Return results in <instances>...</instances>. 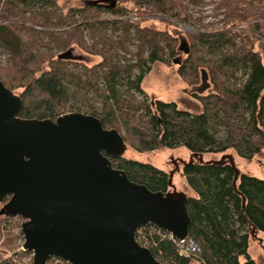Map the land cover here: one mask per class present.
<instances>
[{
	"label": "trees",
	"instance_id": "trees-1",
	"mask_svg": "<svg viewBox=\"0 0 264 264\" xmlns=\"http://www.w3.org/2000/svg\"><path fill=\"white\" fill-rule=\"evenodd\" d=\"M57 1L0 0V47L9 54L10 61L8 66L0 65V78L13 91L23 89L19 94L23 99L20 116L55 119L66 111L82 112L98 117L106 128L118 129L126 143L129 141L137 151L182 145L191 153L202 154L204 162L195 159L183 165L182 170L193 191L187 201L191 216L189 238L199 248L198 252L191 256L182 254L170 235L152 224L143 227L141 243L162 264H191L193 260L201 264H257L249 246L252 230L264 240V178L242 171L236 177V169L228 159L223 164L206 163L205 159L206 155H225L231 150L250 161L264 149V59L255 50L254 42L239 45L235 32L226 29L192 34L198 52H189L178 72L194 83L199 69L205 67L212 80L205 91L192 92L201 104L199 112H192L180 109L176 102L152 101L143 87L154 63L168 64L173 60L177 53L176 38L168 32L141 27L137 18L127 15L126 8L110 9L101 5L100 0H85L82 8L70 10L65 20L61 17L60 22H55L53 7ZM123 1L134 2L150 15H165L170 10L167 0ZM101 11L115 14V18L84 24L86 29L90 27L94 38L89 43L83 23L76 24L80 19L77 15L88 20L90 12ZM230 13L236 25L246 21V15L236 6L230 8ZM27 22L37 23L45 31L53 26L60 28L46 32L49 40L45 41L48 38ZM109 24L122 26L126 42L134 38L139 41L136 52L120 43L128 54L132 52V60L126 54L120 57L110 52L113 40L102 31ZM263 29L256 26V34L249 33L250 37L259 41ZM163 42L169 48L168 53ZM72 45L99 55L102 60L77 70V62L52 54ZM239 71L241 79L236 78ZM82 90L96 95L99 105H81ZM113 163L132 181L153 191H169V174L165 170L124 156L114 158ZM0 206L1 210L4 203ZM11 225L20 226V218L0 215V240L2 231L10 230ZM13 245L11 238L2 243L4 251ZM3 254L0 251V264H17L10 258L4 259ZM47 264L70 263L51 258Z\"/></svg>",
	"mask_w": 264,
	"mask_h": 264
},
{
	"label": "water",
	"instance_id": "water-1",
	"mask_svg": "<svg viewBox=\"0 0 264 264\" xmlns=\"http://www.w3.org/2000/svg\"><path fill=\"white\" fill-rule=\"evenodd\" d=\"M102 1L110 9L120 6L117 0ZM180 50L190 52L186 39ZM72 57V49L58 55ZM206 79L202 71V84L191 91H205ZM22 108L21 95L0 78V215L24 220L23 248L33 252L34 264L51 258L70 264H162L138 242V228L152 224L177 240L189 237L187 194L153 191L114 166L113 159L127 150L118 129L82 112L24 118ZM195 159L204 162L202 154L192 153L183 164ZM226 159L237 177L240 170L231 154L206 163ZM252 235L257 236L254 230Z\"/></svg>",
	"mask_w": 264,
	"mask_h": 264
},
{
	"label": "rangeland",
	"instance_id": "rangeland-1",
	"mask_svg": "<svg viewBox=\"0 0 264 264\" xmlns=\"http://www.w3.org/2000/svg\"><path fill=\"white\" fill-rule=\"evenodd\" d=\"M117 1L120 6H117L116 8H126L127 15L137 18L141 27H152L159 31L168 32L172 37L176 38L175 44L177 53L172 57V59H176L179 62L175 63L172 60L168 64L161 62L154 63L152 65V70L146 75L143 81V87L151 99V95L154 94L156 97L155 99H161L167 102H176L180 109H187L192 112H199L201 110L200 101L194 97L191 89L193 86H199L202 84L201 70L206 72L208 69L205 67L199 69L198 79L194 81V83L184 79L178 72L180 65L184 62L188 55L184 51L180 50L182 40L186 39L190 52H194V50L198 52V49L193 46L192 38V34H195L196 32H212L221 29L235 32L234 35L237 44L241 45L247 42L251 43V41L254 42L255 50L262 54V58L264 59V35H259L258 37L260 40L258 41V39H255L254 36L250 37L249 34L255 33L256 26L264 27V0H167V6L170 10L168 14L165 15L145 14V11L136 7L134 2H124L123 0ZM84 4L85 0H58L56 6L53 7V10H55L53 21L60 22L61 17L65 20V17H67L70 10H78L82 8ZM100 4L106 6L109 2H103L100 0ZM235 6L246 15V21L240 22L239 25H236L238 23L233 21L230 17V8ZM175 14H178L180 17ZM79 16L80 14L77 15V18L80 19H78L79 22H76V24L81 22L83 23L82 27L85 30L86 39L89 43H92L94 38L90 27L86 29V25L84 24H87L89 21L95 22L97 19L115 18V14L107 11H101L100 14L98 12H90L88 20H83L82 17ZM67 19L70 21L73 20V18ZM27 25L32 26L37 33L44 37L48 36L46 32H51L60 28L53 26L46 28L48 31H45L43 30L44 28L37 23L27 22ZM105 28L106 29H102V31L106 32L108 36L107 38L112 39L114 44L110 52L114 53V55L119 54V56H124L126 54L128 59L132 60L134 58L132 52L137 51V44L139 41L134 38L133 40L126 42V40L123 39V32L121 31L122 26L120 24H117L116 26L109 24L108 27ZM62 29H65V27ZM243 30L244 32H242ZM97 31L98 30H96V32ZM134 33V30H132V35ZM98 36L99 33L97 32V37ZM97 37L95 39H97ZM121 38L123 40L118 42V39ZM48 40L49 38L45 39V41ZM121 42H124L126 46L128 45L132 52L128 54L120 46ZM109 45L110 44H108V46ZM163 45L166 46V53H168L169 48H167L166 42H163ZM108 46L107 48H110ZM69 49H72L73 57L66 60L70 62H77L79 64V66H77V70H80L83 65L91 67L102 60L101 56L87 52L81 49L78 45H72L62 50H54L52 54H55L56 58L59 54ZM199 54L202 55V53ZM207 58H209V56ZM124 62H126V60H124ZM9 63V54L0 47V65L8 66ZM43 67L46 69L47 63H45ZM208 74L206 82L209 83L210 86V84H212V80L209 72ZM242 77L243 75L241 71L236 73V78L241 79ZM236 78H233V80L235 81ZM22 90L23 89L19 88L14 91L20 94ZM79 98L81 101L80 104L86 107L99 105L100 103L96 95L85 90L81 91ZM138 98H141V96L138 95ZM69 112L70 111H66L64 113ZM225 153L231 154L234 157L235 164L240 171L264 178V149L260 155H257L250 161L238 157L231 150ZM222 155L223 154L206 155L205 159L219 160ZM191 156L192 153L182 145L175 148H162L155 151L140 152L131 147L129 141L127 142V150L124 154L125 158L151 163L154 166L165 170L169 175L173 172V186H170L169 190L173 192H183L187 195H192L193 191L188 186L182 170L184 165L183 161L189 162ZM2 225H4L3 222ZM10 228L8 231H5V229L2 231L0 251L5 254H3V258H10L17 264H34L33 252L25 251L23 248L25 238L20 226L11 225ZM259 237L263 236L259 233L258 236H251L249 252L257 264H264V240L260 241ZM7 238H11V240L13 239L14 245L12 249L4 251L2 243L4 239ZM191 264H201V262L193 260Z\"/></svg>",
	"mask_w": 264,
	"mask_h": 264
},
{
	"label": "built area",
	"instance_id": "built-area-1",
	"mask_svg": "<svg viewBox=\"0 0 264 264\" xmlns=\"http://www.w3.org/2000/svg\"><path fill=\"white\" fill-rule=\"evenodd\" d=\"M20 218V229H21V224H22V222L24 221L21 217H19ZM146 226V225H145ZM155 226V225H154ZM143 227L144 226H142V227H140V228H138V230H137V232H136V238H137V240H138V242L140 243V244H142L141 243V239H142V230H143ZM155 228H157L158 230H162V229H160V228H158V227H156L155 226ZM165 231V230H164ZM167 232V231H166ZM169 235H170V237L176 242V244H178V246L180 247V252L182 253V254H185V255H188V256H191V255H193V254H196V252H198V250H199V248L194 244V242L188 237V238H186V239H184V240H177L171 233H169V232H167ZM143 246H146V247H148L147 245H145V244H142ZM56 259V261H60V260H62V259H60V258H55ZM62 261H64V260H62Z\"/></svg>",
	"mask_w": 264,
	"mask_h": 264
}]
</instances>
